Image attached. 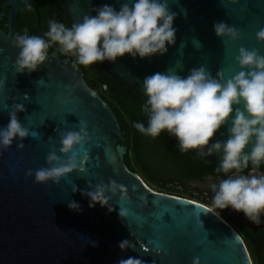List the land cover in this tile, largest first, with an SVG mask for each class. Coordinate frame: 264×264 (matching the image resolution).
Returning <instances> with one entry per match:
<instances>
[{"label":"water","instance_id":"1","mask_svg":"<svg viewBox=\"0 0 264 264\" xmlns=\"http://www.w3.org/2000/svg\"><path fill=\"white\" fill-rule=\"evenodd\" d=\"M58 2L70 26L85 14L95 15L93 6L119 8L118 0ZM21 4L28 2L5 0L2 7L8 10L0 11V21L5 18L7 28L0 29V127L8 123L11 104L22 103L24 111L17 118L29 129L23 148H17L14 139L6 151L0 150V264H116L129 256L139 257L145 264H191L193 257L200 264H252L239 234L214 215L212 208L153 190L127 167L123 162L126 146L119 143L124 131L75 61L51 51L35 71L17 72L18 49L10 41L17 33L14 17ZM31 5L37 9L35 3ZM169 8L177 13L173 20L176 39L173 45H166L164 55L134 61L124 54L114 63L97 62L143 101L141 83L147 75L169 68L185 76L190 68L202 65L212 76L220 70L228 78L241 70L233 59L238 47H255L264 55V41L255 37L264 26V0H169ZM214 21L233 25L239 38H218L212 31ZM192 38L200 41V48L193 46ZM80 120L87 123L90 137L77 155L78 162L84 159V171L66 174L58 183H36L32 176L26 177L27 169L47 167L49 144L58 149V134L77 129ZM163 133L177 147L176 138ZM226 138L227 124L209 143ZM186 154L205 165L220 162L219 153L200 158L195 149H189ZM109 179L124 185L128 198L110 196L111 212L99 204L89 208L88 198L80 190H91L90 184H106ZM69 199L80 205L79 212L68 209ZM119 208L126 210V217L118 216ZM122 239L131 241L135 250L121 251L117 243Z\"/></svg>","mask_w":264,"mask_h":264},{"label":"clouds","instance_id":"2","mask_svg":"<svg viewBox=\"0 0 264 264\" xmlns=\"http://www.w3.org/2000/svg\"><path fill=\"white\" fill-rule=\"evenodd\" d=\"M118 2V10L109 4L93 6L91 12L95 15L85 14L70 27L54 18L49 19L43 36L29 35L27 28L16 33L10 44L18 49L14 60L17 72L35 71L46 61L48 49L53 44L58 46L61 54L74 56L75 63L87 67L105 60L114 63L124 54L134 61L137 57L150 59L153 55H164L168 50L166 45L175 43L173 20L177 13L170 10L169 0ZM231 2L237 3V0ZM212 31L218 38L226 37L229 41L239 38V31L223 21H214ZM255 37L258 42L264 41V26ZM191 43L197 49L201 47L196 38H192ZM233 59L241 70L228 78L220 70L212 76L202 65L190 68L185 76L169 68L145 76L141 89L146 99L141 111L147 115V126L133 122L132 127L152 138L166 131L168 136L176 138L182 153L195 149L200 158L219 153L220 162L214 171L223 173L224 178L217 176L213 182L211 175L206 177L213 193L211 208H230L242 212L252 224H259L264 215V173L259 171L264 163V55H260L255 47L240 46ZM23 97L27 99L26 94ZM23 111L22 103H13L8 108V123L0 127V150L6 151L14 139L16 147L23 148L22 141L29 136V129L17 118V113ZM78 124L77 129L58 134V149L49 144L45 155L47 167L27 169L25 176H32L36 183H58L66 174L84 171V159L78 162L77 155L90 137L87 123L80 120ZM225 124L227 138L209 143ZM246 147L248 150L244 151ZM245 169H248L247 173ZM90 189L80 190L81 195L88 198L89 208L99 204L111 212L110 196L128 198L125 186L112 179L106 184H90ZM71 191H77L75 184ZM67 207L80 211V205L71 199L67 201ZM213 214L220 216L219 212ZM126 215V210L119 208L118 216ZM89 241L96 246L95 241ZM117 247L121 251L135 250V245L128 239L118 241ZM141 249L146 251L144 247ZM116 264L145 262L129 256L118 259ZM191 264H200L199 258L193 257Z\"/></svg>","mask_w":264,"mask_h":264},{"label":"trees","instance_id":"3","mask_svg":"<svg viewBox=\"0 0 264 264\" xmlns=\"http://www.w3.org/2000/svg\"><path fill=\"white\" fill-rule=\"evenodd\" d=\"M48 20L46 13H41V20L37 26L42 27L43 33L48 29ZM66 23L70 27L67 18ZM14 24L25 26L16 18ZM54 49L56 47L52 45L48 51ZM56 50L60 57H69L75 61L74 56L63 55L58 49ZM77 65L82 70L88 85L109 104L119 122L120 129L124 131L123 140L119 143L126 146L123 162L127 167L139 175L153 190L187 197L211 207V199L208 197L202 194L194 195L187 189L179 190L169 185L174 182L185 184L199 177L202 173L201 167L205 165L197 158L180 152L163 131L155 138L138 132L132 127L133 122H141L147 126V115L141 111L144 101L97 62L87 67ZM213 210L219 211V209Z\"/></svg>","mask_w":264,"mask_h":264},{"label":"flooded vegetation","instance_id":"4","mask_svg":"<svg viewBox=\"0 0 264 264\" xmlns=\"http://www.w3.org/2000/svg\"><path fill=\"white\" fill-rule=\"evenodd\" d=\"M3 1L5 0H0V11L4 10V12H7L8 7H2ZM27 2L28 4H21L19 6L17 14L14 17V22L16 18L17 20L19 19L23 24H25V26H15L14 24L17 33L27 28L29 35L42 36V27L37 25H39L40 23L41 13L44 12L49 19L54 18L58 22L64 23L66 27H69L66 23V16L62 11L58 0H27ZM31 3H35L37 5V9L32 6ZM28 5H31V7H28ZM4 23L5 18L0 21V29L2 31L7 30V28L4 26ZM53 46L58 49L57 45L53 44ZM56 49L51 51H57ZM216 167L217 165L202 166L201 175L191 180L201 182L205 185V196L209 199L212 198L213 193L208 188V181L206 180V177L211 175L213 177V182H215L217 176H219L220 178H224L223 173H216L214 171ZM244 171L245 173H247L248 169H245ZM259 171L261 173H264V163L260 165ZM218 212L220 213V216L225 220V222L232 226L241 237L251 259V263H264V215L261 216V222L259 224H252L250 221L245 219L242 212H236L231 210L230 208H228V211L226 209H223L219 210Z\"/></svg>","mask_w":264,"mask_h":264},{"label":"rangeland","instance_id":"5","mask_svg":"<svg viewBox=\"0 0 264 264\" xmlns=\"http://www.w3.org/2000/svg\"><path fill=\"white\" fill-rule=\"evenodd\" d=\"M171 185L172 187H175L179 190H184V189H187L190 193L194 194V195H206V187L203 183L201 182H197V181H191V182H188V183H185V184H179L178 182H174V183H171L169 184ZM168 185V186H169Z\"/></svg>","mask_w":264,"mask_h":264},{"label":"built area","instance_id":"6","mask_svg":"<svg viewBox=\"0 0 264 264\" xmlns=\"http://www.w3.org/2000/svg\"><path fill=\"white\" fill-rule=\"evenodd\" d=\"M211 208V207H210Z\"/></svg>","mask_w":264,"mask_h":264}]
</instances>
